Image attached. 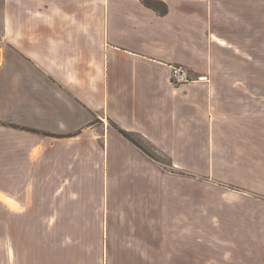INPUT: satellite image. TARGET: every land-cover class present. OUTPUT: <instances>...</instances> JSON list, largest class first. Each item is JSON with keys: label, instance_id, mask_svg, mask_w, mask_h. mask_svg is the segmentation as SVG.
I'll use <instances>...</instances> for the list:
<instances>
[{"label": "crops", "instance_id": "1", "mask_svg": "<svg viewBox=\"0 0 264 264\" xmlns=\"http://www.w3.org/2000/svg\"><path fill=\"white\" fill-rule=\"evenodd\" d=\"M157 1L166 15L142 0H0V220L9 193L25 205L94 169L105 253L127 236L162 264L164 221V236L206 238L216 264H264L262 47L214 0ZM175 65L190 82H172ZM116 126L185 175L162 176Z\"/></svg>", "mask_w": 264, "mask_h": 264}, {"label": "rangeland", "instance_id": "2", "mask_svg": "<svg viewBox=\"0 0 264 264\" xmlns=\"http://www.w3.org/2000/svg\"><path fill=\"white\" fill-rule=\"evenodd\" d=\"M181 1L185 2L184 4H200L206 0ZM214 4L219 6V10L223 11L230 21H245L248 36L254 46H257L258 54L260 46L262 47L264 75V0H214ZM190 81L189 77L188 82ZM55 137L63 138L62 135ZM135 139L145 147L140 139ZM145 148L152 154L150 158L162 163V176L165 174L164 176L169 178L185 175L172 170L170 159L155 154L147 145ZM75 161L76 158H72V162ZM86 164L88 167L95 166L94 157H87ZM106 178L105 171H72L67 177L71 180L70 188H56L54 195H45L42 199L33 197L27 202L22 200L25 205L17 203L15 195L9 193L6 197L5 214L2 215L6 218L0 220V264H113V261L118 262L119 258L129 264L138 255L150 258L148 261L151 264H158L153 248L136 246L127 236L122 237L124 243H119V247L112 241L113 252L105 253V241H108L105 238ZM82 182L86 183V188L79 187ZM171 185L173 190L174 182ZM165 227L162 221V264H216L212 261L216 256L211 253L207 255L206 250H203L206 246L213 247L212 244L206 243V238H176L173 224L170 226L172 235L164 236ZM122 229L121 225L116 227L114 232L118 231L120 234ZM114 236L109 234V240L120 239L118 235L116 238ZM215 239L217 238H211L212 241ZM120 247L125 248L122 255L118 254ZM150 250L153 252L148 254Z\"/></svg>", "mask_w": 264, "mask_h": 264}, {"label": "trees", "instance_id": "3", "mask_svg": "<svg viewBox=\"0 0 264 264\" xmlns=\"http://www.w3.org/2000/svg\"><path fill=\"white\" fill-rule=\"evenodd\" d=\"M142 2L144 3V5H146L149 8L154 9L157 13H159L160 15H166L168 13V6L165 2L162 1H157V0H142ZM117 128V126H116ZM122 135L128 139L129 141H131L133 144H135L138 148H140L146 155L152 157V154L146 150L145 147H143L141 145L140 142H138L130 133L117 128Z\"/></svg>", "mask_w": 264, "mask_h": 264}, {"label": "built area", "instance_id": "4", "mask_svg": "<svg viewBox=\"0 0 264 264\" xmlns=\"http://www.w3.org/2000/svg\"><path fill=\"white\" fill-rule=\"evenodd\" d=\"M171 78L175 84H181L189 81L188 73L183 66H173Z\"/></svg>", "mask_w": 264, "mask_h": 264}]
</instances>
